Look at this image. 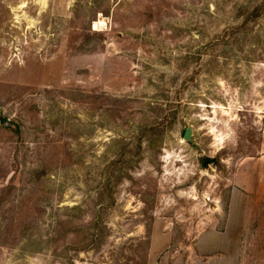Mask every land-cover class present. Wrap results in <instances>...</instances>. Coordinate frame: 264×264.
I'll use <instances>...</instances> for the list:
<instances>
[{"label":"rangeland","instance_id":"1","mask_svg":"<svg viewBox=\"0 0 264 264\" xmlns=\"http://www.w3.org/2000/svg\"><path fill=\"white\" fill-rule=\"evenodd\" d=\"M0 144V264H264V0H0Z\"/></svg>","mask_w":264,"mask_h":264},{"label":"crops","instance_id":"2","mask_svg":"<svg viewBox=\"0 0 264 264\" xmlns=\"http://www.w3.org/2000/svg\"><path fill=\"white\" fill-rule=\"evenodd\" d=\"M12 150V149H11ZM8 149L7 145L0 144V175L4 176V182H6L7 178H9V168L13 166L14 159H13V150L11 151ZM233 195H230L229 200L232 201ZM198 264H212L210 262H199Z\"/></svg>","mask_w":264,"mask_h":264},{"label":"water","instance_id":"3","mask_svg":"<svg viewBox=\"0 0 264 264\" xmlns=\"http://www.w3.org/2000/svg\"><path fill=\"white\" fill-rule=\"evenodd\" d=\"M191 134H192V131H191V127H186L184 133H183V139L184 140H190L191 139Z\"/></svg>","mask_w":264,"mask_h":264},{"label":"trees","instance_id":"4","mask_svg":"<svg viewBox=\"0 0 264 264\" xmlns=\"http://www.w3.org/2000/svg\"><path fill=\"white\" fill-rule=\"evenodd\" d=\"M209 161H210V158H205V160H204V162H203V165H204V166H207L208 163H209Z\"/></svg>","mask_w":264,"mask_h":264},{"label":"bare ground","instance_id":"5","mask_svg":"<svg viewBox=\"0 0 264 264\" xmlns=\"http://www.w3.org/2000/svg\"><path fill=\"white\" fill-rule=\"evenodd\" d=\"M94 26L97 27L98 26V22H95V25Z\"/></svg>","mask_w":264,"mask_h":264}]
</instances>
